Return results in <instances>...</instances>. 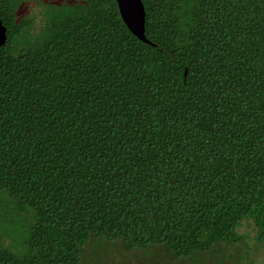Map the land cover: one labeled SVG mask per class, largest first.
<instances>
[{
    "label": "trees",
    "instance_id": "16d2710c",
    "mask_svg": "<svg viewBox=\"0 0 264 264\" xmlns=\"http://www.w3.org/2000/svg\"><path fill=\"white\" fill-rule=\"evenodd\" d=\"M143 2L156 46L116 0H67L15 53L31 22L0 0V190L36 213L0 264H82L94 239L184 260L244 221L264 244V0Z\"/></svg>",
    "mask_w": 264,
    "mask_h": 264
},
{
    "label": "rangeland",
    "instance_id": "374dc122",
    "mask_svg": "<svg viewBox=\"0 0 264 264\" xmlns=\"http://www.w3.org/2000/svg\"><path fill=\"white\" fill-rule=\"evenodd\" d=\"M20 19L31 26L14 40V52L25 47H37L46 37L51 22L70 10L67 0H15ZM35 210L28 207L18 213L15 201L0 190V236L4 245L22 258L30 253L28 241L36 220ZM239 244H221L210 251L180 260L164 247L130 251L121 242L94 239L84 249L82 264H264V244L256 239L257 229L252 221H244Z\"/></svg>",
    "mask_w": 264,
    "mask_h": 264
},
{
    "label": "water",
    "instance_id": "95a60500",
    "mask_svg": "<svg viewBox=\"0 0 264 264\" xmlns=\"http://www.w3.org/2000/svg\"><path fill=\"white\" fill-rule=\"evenodd\" d=\"M121 18L129 31L141 42L156 46L146 36V8L143 0H116ZM8 41V28L0 18V48ZM188 71L185 72V77Z\"/></svg>",
    "mask_w": 264,
    "mask_h": 264
}]
</instances>
